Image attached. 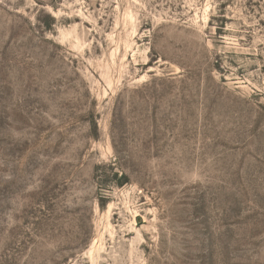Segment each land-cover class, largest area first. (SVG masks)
I'll return each instance as SVG.
<instances>
[{
	"label": "rangeland",
	"instance_id": "374dc122",
	"mask_svg": "<svg viewBox=\"0 0 264 264\" xmlns=\"http://www.w3.org/2000/svg\"><path fill=\"white\" fill-rule=\"evenodd\" d=\"M0 264H264V0H0Z\"/></svg>",
	"mask_w": 264,
	"mask_h": 264
}]
</instances>
